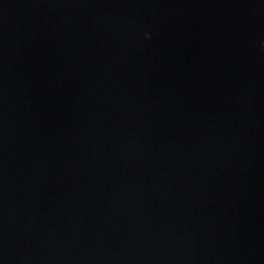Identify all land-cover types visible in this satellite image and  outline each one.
Instances as JSON below:
<instances>
[{
  "label": "water",
  "instance_id": "water-1",
  "mask_svg": "<svg viewBox=\"0 0 264 264\" xmlns=\"http://www.w3.org/2000/svg\"><path fill=\"white\" fill-rule=\"evenodd\" d=\"M0 264H264V0H0Z\"/></svg>",
  "mask_w": 264,
  "mask_h": 264
}]
</instances>
